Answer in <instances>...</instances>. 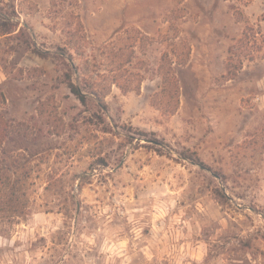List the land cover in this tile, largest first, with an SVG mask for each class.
<instances>
[{
    "label": "rangeland",
    "instance_id": "1",
    "mask_svg": "<svg viewBox=\"0 0 264 264\" xmlns=\"http://www.w3.org/2000/svg\"><path fill=\"white\" fill-rule=\"evenodd\" d=\"M0 177V264H264V0H0Z\"/></svg>",
    "mask_w": 264,
    "mask_h": 264
},
{
    "label": "trees",
    "instance_id": "2",
    "mask_svg": "<svg viewBox=\"0 0 264 264\" xmlns=\"http://www.w3.org/2000/svg\"><path fill=\"white\" fill-rule=\"evenodd\" d=\"M227 1H231L234 3L235 0H227ZM252 0H239L240 5L242 6H247ZM236 9V15H240V17H242V12L240 10V8H236V6L234 7ZM79 25L82 26V24L79 22ZM70 35H73V32L70 31ZM114 44H107L104 48L105 49H109V53H114V50H111L112 46ZM131 49L133 48V46L130 47ZM134 53V49L133 52ZM116 55V54H115ZM132 56H129V58L125 61H123L119 66H117L115 69L109 70L111 72L117 71V72H122V70L124 69V67L127 64H131L132 63ZM138 77H140V74H136ZM113 78V76H111ZM67 81H68V88L70 89V92L83 104V105H87L89 97L88 95H94L97 100L99 102H102V96L100 95V93L96 92L94 86H91L92 84L89 82H87L85 84V86H78L77 84H75L72 81L73 76L71 74H67L66 76ZM124 78H115L112 81V85H116L118 87H120L121 89L128 91L129 89L131 90L132 87L130 86V84L132 83V81H129L126 84H123V80ZM127 79V78H125ZM142 79V78H140ZM141 82V80H140ZM92 88H91V87ZM102 120V119H101ZM103 123L104 120H102ZM187 159H190L196 163H199L201 165H203V162H199V160H195L192 156H185ZM4 176V175H3ZM2 178V177H0ZM29 177L27 174V178H26V182L28 181ZM24 179H17L16 181H14L11 189H10V193H7V195H5V197L3 198V200L0 202V218L3 216H7V215H16V214H21L23 215L26 211V209H28V196H27V192H23L22 197L25 198V200L23 199L20 203V197L17 196L16 190L17 188L21 189V187L19 186L20 183L23 182ZM23 186V185H21Z\"/></svg>",
    "mask_w": 264,
    "mask_h": 264
}]
</instances>
